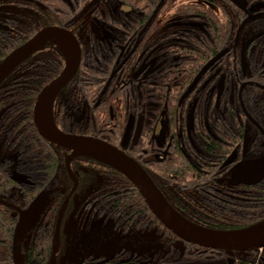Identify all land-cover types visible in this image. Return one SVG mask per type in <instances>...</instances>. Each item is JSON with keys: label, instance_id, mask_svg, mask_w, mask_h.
Segmentation results:
<instances>
[{"label": "flooded vegetation", "instance_id": "af4514ba", "mask_svg": "<svg viewBox=\"0 0 264 264\" xmlns=\"http://www.w3.org/2000/svg\"><path fill=\"white\" fill-rule=\"evenodd\" d=\"M47 1L0 0V30L10 34L16 22L32 17L34 4ZM138 1L127 0L122 10L110 0H91L89 10L80 5L71 9L67 20L77 21L60 27L75 35L89 69L60 89L52 116L51 101L50 119L64 133L98 138L123 151L185 217L211 215L191 211L192 206H236L256 183L230 182L231 173L246 161L264 157V0H238L243 8L232 0ZM69 4L74 5L72 0ZM68 164L70 172L64 159L58 186L35 196L27 192L35 183L14 171L17 184L9 199L0 196L7 203L0 205L18 221L19 210L44 195V204L27 227L60 200L57 238L48 262L53 257L54 264H87L113 256L112 250L104 254L111 247H100L110 240L98 244L96 255L85 252L80 243H68L70 215L111 220L112 230L122 234L114 253L147 248L164 255L170 250L160 247L154 232L125 234L114 228L111 218L91 214L102 193L97 191L101 175L96 166L87 169L74 158ZM86 181L93 188L73 203V193ZM147 235L152 240L146 243ZM134 237L145 246L132 243ZM26 242L22 238V254ZM102 254L105 258L100 259ZM73 255L79 260L73 261Z\"/></svg>", "mask_w": 264, "mask_h": 264}, {"label": "trees", "instance_id": "16d2710c", "mask_svg": "<svg viewBox=\"0 0 264 264\" xmlns=\"http://www.w3.org/2000/svg\"><path fill=\"white\" fill-rule=\"evenodd\" d=\"M72 2V6L69 0H48L46 5L34 4L32 17L28 21L16 22L10 34L0 30V60L43 26L58 25L68 28L77 21V18L67 19L72 13L71 9L77 8L78 5L86 10L93 7V4L89 5L91 0ZM110 2L120 10L127 4V0ZM132 2L139 4L138 0ZM188 10L186 8L185 12H180L184 14ZM88 59L86 51L82 49L79 69L71 80L73 83L89 69L85 65ZM65 61L63 51L56 44L46 42L32 52L0 85V157L3 159H0V196L7 200L12 192V185L17 184L12 176L14 171L26 174V179L35 183V188L27 191L34 193V196L58 186L55 182L65 167L66 148L58 147L40 137L32 117L39 91L60 73ZM57 99L58 95L55 97L53 108ZM7 155H14L15 159L11 160ZM74 161L87 169L96 166L94 168L101 175L97 191L102 193L96 196L91 214L111 218L114 228L125 234L154 232L161 248L170 247L164 255L161 251L150 252L146 249L140 253H131L128 249L117 250L105 260L87 264H264V244L247 251L229 252L185 242L184 253L180 256L179 251L173 248L177 237L152 214L138 190L123 174L92 157L79 155L74 157ZM94 194L95 192L88 196L93 197ZM59 206L60 200L52 210L51 206H48L43 216L39 215L25 229L23 238L26 237L27 242L24 245V264L48 262ZM191 211L210 213L208 217L199 216L197 219L184 217L197 225L214 230H239L255 225L264 220V179L250 190H246L245 197L242 196L236 206H192ZM214 215L216 217H213ZM16 221L9 210L0 205V264H13L12 237ZM100 257L105 258L104 254Z\"/></svg>", "mask_w": 264, "mask_h": 264}, {"label": "water", "instance_id": "95a60500", "mask_svg": "<svg viewBox=\"0 0 264 264\" xmlns=\"http://www.w3.org/2000/svg\"><path fill=\"white\" fill-rule=\"evenodd\" d=\"M232 1L243 8L242 3L238 0ZM50 36L60 37L67 44L68 53L66 54L61 49L66 58L64 67L56 77L43 86L34 103L33 123L42 138L58 147L68 149L77 147L82 151H95L104 156L106 160H100L87 153H78V155L90 156L105 162L128 178L141 194L150 211L178 238L174 243V247L179 249L180 255L184 252V242L229 252L247 251L264 244V220L239 230H214L197 225L174 210L158 191L147 173L123 151L98 138L64 133L54 125L53 121L49 122L46 119L45 108L48 101L50 99L53 101L57 92L72 79L80 64V46L75 35L69 30L57 25L44 26L25 42L11 50L0 60V85L32 52L48 42ZM70 156H72L71 153L65 156V164L69 172L68 162ZM262 179H264V157L246 161L243 165L235 168L231 173L230 182L255 184ZM45 199L43 194H39L27 209L19 210V219L12 238L13 264H24L20 251L22 234L33 215L44 204ZM0 203L7 204L1 198ZM107 246L111 247L113 255L115 244L110 242L100 247L104 249ZM155 248L157 247L155 246Z\"/></svg>", "mask_w": 264, "mask_h": 264}, {"label": "rangeland", "instance_id": "374dc122", "mask_svg": "<svg viewBox=\"0 0 264 264\" xmlns=\"http://www.w3.org/2000/svg\"><path fill=\"white\" fill-rule=\"evenodd\" d=\"M80 116H83L82 114ZM74 155V154H73ZM92 182H84L80 184L77 190L73 193L72 201L73 203H78L83 200L88 192L93 188ZM66 228L68 232L67 241L68 243L81 244L80 247L90 254H99L98 244H102L110 240L113 243L120 244L122 234L112 230V221H104L103 218H93L88 219L87 215L78 217L77 219L70 215L66 223ZM146 235V234H144ZM120 240V241H119ZM131 242L137 246H145V243L140 242L138 237L130 238ZM151 239V236L147 235L144 237V241L147 243ZM72 241V242H71ZM79 245H77L78 248ZM104 254L106 256L111 255V248L105 250ZM73 261L79 260L76 255L71 256Z\"/></svg>", "mask_w": 264, "mask_h": 264}, {"label": "bare ground", "instance_id": "6f19581e", "mask_svg": "<svg viewBox=\"0 0 264 264\" xmlns=\"http://www.w3.org/2000/svg\"><path fill=\"white\" fill-rule=\"evenodd\" d=\"M49 41L57 44L66 54L68 53V47H67V44L58 36H50L48 38ZM51 99L48 101L47 105H46V108H45V116H46V119L51 122L52 120L50 119V104H51ZM72 154H78V153H87V154H90L100 160H106V158L104 156H102L101 154L95 152V151H82L81 149L77 148V147H72L70 148Z\"/></svg>", "mask_w": 264, "mask_h": 264}]
</instances>
